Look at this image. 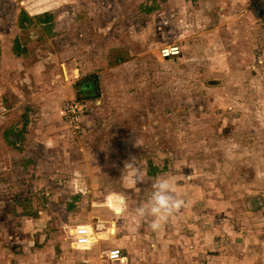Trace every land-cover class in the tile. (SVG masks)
Masks as SVG:
<instances>
[{
	"label": "rangeland",
	"instance_id": "obj_1",
	"mask_svg": "<svg viewBox=\"0 0 264 264\" xmlns=\"http://www.w3.org/2000/svg\"><path fill=\"white\" fill-rule=\"evenodd\" d=\"M219 5L0 0V264H28L30 188L39 182L36 210L50 209L46 162L55 160L63 183L82 161L100 172L105 204L119 193L138 207L167 178L184 206L151 229L146 250L164 248L169 264H264V0ZM168 48L181 54L164 59ZM68 102L83 108L74 119Z\"/></svg>",
	"mask_w": 264,
	"mask_h": 264
},
{
	"label": "crops",
	"instance_id": "obj_2",
	"mask_svg": "<svg viewBox=\"0 0 264 264\" xmlns=\"http://www.w3.org/2000/svg\"><path fill=\"white\" fill-rule=\"evenodd\" d=\"M222 1L220 0L221 5L219 6L224 12L222 7L228 5L227 0H225L226 5ZM4 54V49L1 47L0 88L2 85L1 62H3ZM23 55L21 53L20 57ZM17 57L19 56L17 55ZM62 59L65 62L67 57L64 56ZM9 63L8 57L5 64ZM14 64L17 65L16 62ZM64 65L67 73L66 64L64 63ZM8 68H12V65ZM62 75L68 78L67 74L62 73ZM76 79H78L77 76ZM88 83L90 81H87V84L84 82L80 84L82 92H88L92 88ZM63 153L62 163L67 167L69 158L65 157V152ZM56 154L57 157H60L62 152ZM53 162L58 163V160L46 162L50 166L51 181L44 184L46 189L44 194L50 202V209L36 210L35 206L39 198L37 193L40 190L39 182L34 183L33 180L29 185L30 188L34 183V187L32 186L30 190H33H31V197L34 200L35 210H32L34 217L28 220L34 241L32 249L26 251L25 258L30 256L28 264H107L108 253L116 248L122 249L125 256L124 264H169L171 262L166 260L167 253L164 248L158 246L155 253L149 252L155 249V245L152 243V230L149 227L148 219H141L136 215L137 204H134L132 199L124 198L123 210L113 213L105 204L107 193L110 190L107 188V184L101 182L100 175H98L100 172L97 170L94 172V168L92 170L91 167L86 170L85 161H82L83 168L77 174V180L73 183L67 181L63 183V181L56 180L58 177L53 176L57 173L53 168L58 166L53 167ZM95 173H97L96 176ZM124 185L118 184V188H126L128 191L134 192L140 189L134 188L133 185ZM114 186L117 185L114 183ZM79 227H92L98 237L97 243L88 251H79L75 247V231ZM50 235H53L52 240L53 237L59 239L58 245H53L52 240L48 242ZM156 236L159 238L160 235ZM166 236H162V241ZM167 238L172 239L170 236ZM147 247H149V251L146 250ZM33 258L34 261L31 262Z\"/></svg>",
	"mask_w": 264,
	"mask_h": 264
},
{
	"label": "clouds",
	"instance_id": "obj_3",
	"mask_svg": "<svg viewBox=\"0 0 264 264\" xmlns=\"http://www.w3.org/2000/svg\"><path fill=\"white\" fill-rule=\"evenodd\" d=\"M132 167L133 160L125 163V169H131ZM183 206L184 201L177 197L170 181L160 176L152 184L151 195L136 208V215L141 219L150 218L149 227L156 231Z\"/></svg>",
	"mask_w": 264,
	"mask_h": 264
},
{
	"label": "built area",
	"instance_id": "obj_4",
	"mask_svg": "<svg viewBox=\"0 0 264 264\" xmlns=\"http://www.w3.org/2000/svg\"><path fill=\"white\" fill-rule=\"evenodd\" d=\"M162 57L164 59H170L178 57L181 53L178 48H168L162 50ZM66 115L70 119H74L77 112L81 113V110H78L77 105L71 102H68L64 106ZM123 199L119 193H112L109 195L106 204L109 210L113 213H119L122 211ZM98 237L96 236L95 231L92 227H79L75 231V247L79 251H88L90 250L95 243H97ZM125 256L120 249H112L107 255V264H124Z\"/></svg>",
	"mask_w": 264,
	"mask_h": 264
},
{
	"label": "trees",
	"instance_id": "obj_5",
	"mask_svg": "<svg viewBox=\"0 0 264 264\" xmlns=\"http://www.w3.org/2000/svg\"><path fill=\"white\" fill-rule=\"evenodd\" d=\"M23 17L24 18L22 19V22L20 23V27L23 30H27L30 27L29 25L32 22L30 21V19L27 16L23 15ZM51 21H52V18H50V17L49 18L48 17H38V22H40L41 24L42 23H45V24L50 23ZM14 50H15L16 55H18V56H21V53H23V54L25 53V49L20 44H17V46H16V48H14ZM0 56H1V46H0Z\"/></svg>",
	"mask_w": 264,
	"mask_h": 264
},
{
	"label": "flooded vegetation",
	"instance_id": "obj_6",
	"mask_svg": "<svg viewBox=\"0 0 264 264\" xmlns=\"http://www.w3.org/2000/svg\"><path fill=\"white\" fill-rule=\"evenodd\" d=\"M251 201H252L253 203L258 202V200H255V199H254V200H251ZM249 203H251V202H249Z\"/></svg>",
	"mask_w": 264,
	"mask_h": 264
}]
</instances>
